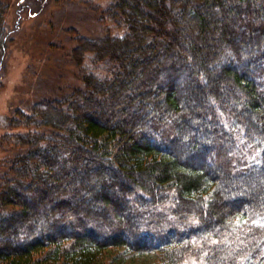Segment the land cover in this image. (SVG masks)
Returning <instances> with one entry per match:
<instances>
[{
	"label": "trees",
	"instance_id": "16d2710c",
	"mask_svg": "<svg viewBox=\"0 0 264 264\" xmlns=\"http://www.w3.org/2000/svg\"><path fill=\"white\" fill-rule=\"evenodd\" d=\"M99 16L106 35L72 58L103 73L81 68L3 138L0 264H264V0H115Z\"/></svg>",
	"mask_w": 264,
	"mask_h": 264
},
{
	"label": "rangeland",
	"instance_id": "374dc122",
	"mask_svg": "<svg viewBox=\"0 0 264 264\" xmlns=\"http://www.w3.org/2000/svg\"><path fill=\"white\" fill-rule=\"evenodd\" d=\"M2 1L8 6L4 17L8 36L0 53V176L5 174L8 160L15 155L8 144L10 139L7 141L4 136L26 132L22 127H15L19 114V117L28 116L35 104L43 100H61L71 89L80 88L81 68L103 73L93 67L91 55L87 54L81 65H77L72 52L78 37L96 40L106 35L99 15L115 2ZM108 28V34L120 33L110 25ZM247 157L252 159L253 156ZM103 256L109 257V253ZM155 259L154 254L126 256L115 259L112 264H155ZM101 262L98 258L92 264Z\"/></svg>",
	"mask_w": 264,
	"mask_h": 264
},
{
	"label": "snow or ice",
	"instance_id": "6c2138e0",
	"mask_svg": "<svg viewBox=\"0 0 264 264\" xmlns=\"http://www.w3.org/2000/svg\"><path fill=\"white\" fill-rule=\"evenodd\" d=\"M213 243H215V241H213Z\"/></svg>",
	"mask_w": 264,
	"mask_h": 264
}]
</instances>
